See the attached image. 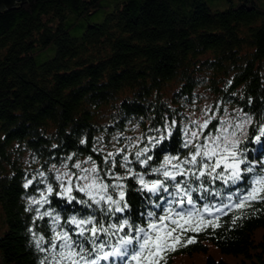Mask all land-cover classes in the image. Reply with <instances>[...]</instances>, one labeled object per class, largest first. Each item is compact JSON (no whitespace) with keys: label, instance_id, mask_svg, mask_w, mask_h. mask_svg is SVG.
I'll return each instance as SVG.
<instances>
[{"label":"trees","instance_id":"obj_1","mask_svg":"<svg viewBox=\"0 0 264 264\" xmlns=\"http://www.w3.org/2000/svg\"><path fill=\"white\" fill-rule=\"evenodd\" d=\"M224 1L225 7L211 8L206 0H114L102 22L89 23L77 35L71 29L82 30V20L104 7L103 0H25L0 10V206L7 225L0 235V257L5 264H53L50 252L37 248L36 240L43 237L41 248L50 249L57 214L63 226L57 231L69 230L74 240L88 248L91 242L68 223L71 216H93L98 227L125 218L134 227H146L149 212L163 215L170 202L183 194L176 195L172 181L167 182V192L141 189L126 175L123 157L129 158L128 168L146 179H163L151 169L169 156L177 158L168 165L174 170L172 165L190 157L193 144H205L217 132L227 108L239 111V118H251L247 138L238 140L237 151L255 172H245L237 185L219 179L195 181L191 176L177 180L191 189L204 183V188L193 193L197 208L205 201L233 203L234 192L247 195L251 177L264 170V136L259 142L255 139L264 128V10L255 0ZM51 44L56 46L55 55L38 62L36 55ZM203 96L213 99L217 115L193 138L190 114ZM185 130L192 139L188 147ZM116 133L120 135L113 140ZM101 134L103 140L98 142ZM81 136H85L83 145ZM143 148L149 151L141 159L151 157L147 165L135 156ZM109 153L115 167L111 161L105 163ZM88 157L104 183L114 184L116 176L125 177L119 181L125 185L128 207L124 212L109 210L103 201L95 204L76 187L71 202L58 195L62 182L50 171L52 164L73 168ZM29 180L32 183L25 188ZM42 194L48 203L35 204L26 212L22 197L40 200ZM106 194L119 199L112 188ZM83 200L91 208L80 203ZM46 211L53 216L41 218ZM234 217L239 218L235 225L231 223ZM213 223L217 226L209 228L198 221L185 224L199 232L186 230L182 239L195 237L196 242L167 253L166 264L207 251L206 241L224 252L250 257L237 264H264V248L257 247L264 246V241L254 238L256 230L264 228V203H250L243 211L231 208ZM33 235L36 240H31ZM122 235L119 232L109 240L100 233L97 243L108 241L106 250L110 251ZM129 259L114 256L100 264H129ZM204 264L233 263L208 255Z\"/></svg>","mask_w":264,"mask_h":264},{"label":"snow or ice","instance_id":"obj_2","mask_svg":"<svg viewBox=\"0 0 264 264\" xmlns=\"http://www.w3.org/2000/svg\"><path fill=\"white\" fill-rule=\"evenodd\" d=\"M250 118H248L249 120ZM208 121H205L202 127H206ZM231 126V125H230ZM237 129H242L244 124H238L235 126ZM185 147L192 144V139L188 138L187 130ZM196 132L191 133V137L195 138ZM236 133H228L227 128H222L219 135L209 138L207 144H193V149L190 153V157H186L181 163L172 165L174 170H169L168 165H171L176 157L165 156L163 164L156 170L151 169L153 173H160L163 179L149 180L145 178L144 174L137 173L131 168H128V156H124L123 167L127 169L126 175L131 176L140 186L141 189L147 190L150 193H159L160 191H168L167 182H175L172 187L176 190V195L181 193L183 197L180 199H174L170 202L168 209L163 215H155L149 212L147 215L150 218L146 227H134L128 219H122L119 223H112L109 227L97 226V221L93 216H88L85 219H80L77 216L70 217L68 223L75 226L81 237H85L87 241L92 244L91 248L85 246L84 242H78L73 239L69 230L57 231V228L63 226L60 225V215H55L52 229L55 233L53 241L51 242L50 249L41 248V242L43 237L36 240V245L43 251L50 252V258L53 264H100L101 261H108L114 256L121 258H129V264H166L165 255L170 252L176 251L178 248H183L187 245L195 243V237H186L182 239V234L186 230L199 232L195 228H185V224L189 221H198L202 224H207L209 228L216 227L213 222L219 220L227 210L231 208L240 209L243 211L250 203L260 201L264 203V170L251 177V183L249 185L250 191L247 195H239L234 192L235 201L233 203H223L219 205L212 204L205 201L199 208L195 205L193 193L199 192L204 188V183H200L195 189L182 185L177 177L191 176L195 177V181H201L202 178L208 181H215L217 179L223 180L225 184L237 185L243 178V174L255 172L254 166L250 165L242 154L237 151L238 140L235 139ZM261 136H264V128L260 129V136H256L257 142L260 141ZM158 142V141H157ZM143 151L135 153L137 160L141 164L147 165L150 156L141 159L145 153L149 151L148 148H143ZM112 153L108 154L105 163L111 161V166L115 167L116 161L112 159ZM184 165H192L191 168H185ZM242 165L246 167L242 168ZM77 169L79 165L75 166ZM95 171L92 176L89 177L87 173L89 169H81L85 173L81 179L86 183L82 185L77 184L76 188L79 192L84 193L89 200L95 202V204H101V202L111 204L110 210L116 213L124 212L128 207L125 201V185L119 183L125 177L116 176V183L107 184L104 183L101 177L98 175V167L94 165ZM219 169V171H218ZM264 169V166H262ZM64 181V180H63ZM63 181H61L63 184ZM32 183L31 180L27 181L24 187H28ZM112 188L113 191L118 192L119 199H114L113 195L106 194ZM207 192V189H205ZM47 192L51 194L53 187L48 186ZM72 193V181H68V187H63V191L58 195L67 196L71 198V201L75 199ZM220 195L219 192L216 193ZM229 201L233 200V197H228ZM48 203L47 197L43 194L40 200H36L35 204ZM123 203V206H122ZM185 205H190V208H184ZM175 206H180V210H176ZM160 207V205H157ZM43 216L52 217L51 211H46ZM41 216V218L43 217ZM239 218L234 217L231 220L232 224H236ZM87 225H92L91 228ZM119 232H124V235L119 236L118 242L111 245V250H106L109 247L108 241L97 243L100 233H104L111 240L113 236H116ZM90 235H86L89 234ZM138 233V234H136ZM56 241L60 243L57 244ZM59 249V250H57ZM94 254V255H93ZM49 257H45L48 260ZM41 264H44L42 261Z\"/></svg>","mask_w":264,"mask_h":264},{"label":"rangeland","instance_id":"obj_3","mask_svg":"<svg viewBox=\"0 0 264 264\" xmlns=\"http://www.w3.org/2000/svg\"><path fill=\"white\" fill-rule=\"evenodd\" d=\"M211 8H215L216 6H220L221 8L225 7L227 5V2L223 0H206ZM256 5L264 10V0H255ZM104 7L100 8L99 10L95 11L94 13L90 14L89 16L85 17L81 22V28L79 29H71V33L73 35L81 34L82 31L86 28V26L89 23H100L102 22L106 14L111 11L114 5V0H103ZM56 53V46L54 44H51L45 51H42L36 55V60L38 62L45 61L46 59H49L53 57ZM212 98H207L206 96H203L201 98V101L195 104L194 109L191 111L190 119L189 121L192 122L194 131L197 134L200 133L202 129L205 127H202L205 121H210L213 116L217 115V108L212 107ZM241 116V113L235 109H226V115L225 119L222 120L221 125L218 127V130L214 134H210L205 139V144L209 143V138L219 135L221 133L222 128H227L228 133L235 132L236 136L239 139L242 137V132L246 130V126L249 123V120L246 118H239ZM244 124L243 129H237L235 126L238 124ZM208 125V124H207ZM231 125V126H230ZM236 139V138H235ZM236 139V140H239ZM136 142V141H134ZM86 162H82L83 160H78L74 163L73 168L67 167L68 172L70 175L65 177V183H63L64 187H68V181H72V188L76 187L77 184L83 185L86 183L85 180L81 179L82 176L85 175L84 172L81 171V169H77L75 165L77 163L82 164L83 169H88L89 165L92 163L91 161H88V159H85ZM7 229V225L4 222V212L2 207L0 206V235H3L4 231ZM254 238L256 242L259 243V241H264V228H259L256 230V233L254 235ZM208 248L207 251H197L194 255H186L181 256L177 260H175L172 264H204V260L208 255L213 256L215 259H224L230 263L237 264L242 259H249V256H246L245 254L241 253L238 255H235L233 253H227L222 251L218 246H216L214 243L210 241H206ZM258 248H264L261 244L257 246ZM0 264H5L1 257H0Z\"/></svg>","mask_w":264,"mask_h":264},{"label":"clouds","instance_id":"obj_4","mask_svg":"<svg viewBox=\"0 0 264 264\" xmlns=\"http://www.w3.org/2000/svg\"><path fill=\"white\" fill-rule=\"evenodd\" d=\"M241 98H243V97L241 96ZM250 119H251V118H250ZM250 119H249V121H250ZM243 128H244V127H242V129H243ZM138 129H139V124L137 123V124L135 125L134 129H133V132L135 133ZM118 135H120V133H116V134L113 136V140H115V139H116V136H118ZM242 136H243L244 139L247 138L246 130L242 132ZM50 138H51V137H50ZM235 138H236V139H239L238 137H235ZM100 140H103V134H101V135L98 137V142H99ZM129 140H130V142H131V138H129ZM79 143H80L81 145H83V144L85 143V136H81V137L79 138ZM52 147L55 148L56 145L53 143V144H52ZM143 150H144V149H140V150H137L136 152H138V151H143ZM69 159H70V157H69ZM88 159L91 161V157H88ZM136 159L139 160L140 158H139V157H136ZM24 163L27 164L28 161L25 160ZM142 164H143V163H142ZM76 165H79V166H80L78 169H82V164H81V163H77ZM76 165H75V166H76ZM94 165H95V162H94V161L89 165V168H88V169H89V172L87 173V175H88L89 177H91L92 174H93V172L95 171ZM157 168H158V167H154L153 170H156ZM50 171L56 173L55 179H56L57 181H63V180L65 179L66 176L70 175L69 172H68V169H67V164H62L59 168H58L55 164H52ZM41 175H43V173H41ZM0 178H2V176H0ZM24 185H25V184H24ZM49 186H51V185H49ZM82 186H83V185H82ZM61 187L63 188L64 185L61 184ZM25 188H27V187H25ZM22 200L25 201V202H26V205H27L26 208H25V211H26V212L31 211V210H32V206L35 205L36 198H34V197H28V196H23V197H22ZM68 201L71 202V198H69ZM80 203H82V204H84V205H87L89 208H91V205L89 204V201H88V200L80 201ZM97 205H99V204H97ZM107 207H108V209L110 210V209L113 207V205L109 204V205H107ZM45 214H46V213L44 212V213H42L41 215L43 216V215H45ZM74 216H75V215H74ZM71 217H73V216H71ZM27 232L30 233V232H31V229H28ZM26 234H27V233H26ZM31 240H36V237L33 235V236L31 237ZM29 243H31V241H29ZM36 247L38 248L37 245H36Z\"/></svg>","mask_w":264,"mask_h":264},{"label":"water","instance_id":"obj_5","mask_svg":"<svg viewBox=\"0 0 264 264\" xmlns=\"http://www.w3.org/2000/svg\"><path fill=\"white\" fill-rule=\"evenodd\" d=\"M24 1L25 0H0V10L12 8Z\"/></svg>","mask_w":264,"mask_h":264}]
</instances>
